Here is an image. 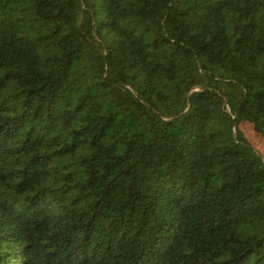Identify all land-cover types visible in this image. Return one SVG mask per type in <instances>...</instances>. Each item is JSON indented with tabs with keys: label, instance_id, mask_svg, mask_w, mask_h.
Returning <instances> with one entry per match:
<instances>
[{
	"label": "trees",
	"instance_id": "1",
	"mask_svg": "<svg viewBox=\"0 0 264 264\" xmlns=\"http://www.w3.org/2000/svg\"><path fill=\"white\" fill-rule=\"evenodd\" d=\"M264 0H0V264H264Z\"/></svg>",
	"mask_w": 264,
	"mask_h": 264
},
{
	"label": "rangeland",
	"instance_id": "2",
	"mask_svg": "<svg viewBox=\"0 0 264 264\" xmlns=\"http://www.w3.org/2000/svg\"><path fill=\"white\" fill-rule=\"evenodd\" d=\"M241 130L245 137L248 139L252 147L258 152L264 160V139L258 136L252 129L251 124L242 123Z\"/></svg>",
	"mask_w": 264,
	"mask_h": 264
}]
</instances>
